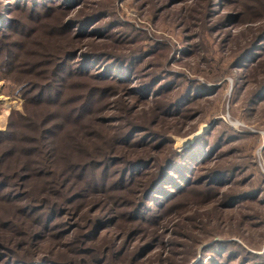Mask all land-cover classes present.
<instances>
[{
	"label": "trees",
	"instance_id": "obj_1",
	"mask_svg": "<svg viewBox=\"0 0 264 264\" xmlns=\"http://www.w3.org/2000/svg\"><path fill=\"white\" fill-rule=\"evenodd\" d=\"M132 1L151 22L175 10L172 30L192 34L175 47L152 40L112 0H0V80L22 99L0 130V264H144L174 245L161 224L189 194L220 195L228 209L264 202L260 187L235 188L241 162L222 164L256 133L218 117L181 149L167 135L194 129L184 127L220 89L170 61H210L213 43L229 57L218 75L233 77L232 99L248 115L264 104V76L249 78L264 63V0ZM140 104L149 123L128 113ZM199 254L193 264H264L234 240Z\"/></svg>",
	"mask_w": 264,
	"mask_h": 264
},
{
	"label": "rangeland",
	"instance_id": "obj_2",
	"mask_svg": "<svg viewBox=\"0 0 264 264\" xmlns=\"http://www.w3.org/2000/svg\"><path fill=\"white\" fill-rule=\"evenodd\" d=\"M112 3L115 5L114 11L118 18L133 24L136 29L145 32L152 40H167L175 47V45H182L183 36L192 34L188 31L182 35L179 33L180 31L172 30V22L177 15L175 10L161 13L157 16L156 21L151 22V13L147 10L148 8L146 10L139 9L138 2L112 0ZM177 8L179 7H175V9ZM186 10L189 12V8H186ZM260 22L261 20L257 21V23ZM255 26L258 28V25ZM233 29L236 34L239 31L237 35L239 41L235 47L229 46L231 49L228 48L230 51L227 53H231V58L234 53L241 50L238 47L243 46L250 36V29L248 30L245 24L234 26ZM253 31L256 32L257 29ZM210 43L211 41H207L206 45ZM211 48L216 55L210 61L193 59V62L188 60L178 62L176 57L170 61L171 69L184 73L190 78L194 77L201 82H205L209 78L210 81L205 83L220 85V89L215 98L201 101L202 103L195 109L198 112L196 115L201 113L199 117H202L203 120H190L189 126L185 125L184 127L186 129L195 126L194 129L186 134H175L167 131V135L173 140L172 147L181 149L206 131L211 126V121L218 117L240 131L256 133V136L245 138L243 140L245 142L236 143L237 145L235 144L236 146L233 147L236 152L233 153V156L230 155L224 160L222 164L229 165L238 161L241 162L246 168L240 177L245 176L247 180L244 185L239 184L235 188L244 186L260 187L263 189L262 195L259 197L261 199L264 197V177H262L264 176V104L259 105L256 111L251 114H246L243 105L236 100L234 101L231 97L233 77L231 75H218L220 70L226 67L225 64L229 57L220 54L216 43H213ZM170 52L171 49H169L167 57ZM162 58L163 55L159 56L158 59ZM188 62L190 63L188 64ZM257 69L253 71L255 75L252 72L250 73V82L253 81V78L258 80L264 76V63L260 64ZM224 80L226 83L223 84L222 81ZM18 89L19 86L11 85L9 80H0V130L5 129L9 113L12 110L22 108V99L17 92ZM231 101L232 103H230ZM131 109L128 112L131 118L149 123L146 115L149 112L145 110L147 109L145 105L140 104L131 107ZM154 127L157 128V126ZM216 195L207 199L205 195L198 194L195 191V193L189 194L180 200L172 211L165 216L161 224L162 228L170 229L165 239L174 245H169L158 255L150 253L152 256L144 264H193L200 257V248L215 240H234L241 244L243 248L262 253L264 251V202L254 200L244 203L242 207L228 209L220 203L221 196ZM108 234L115 235V232L110 229ZM45 244H47L48 249L51 247L50 242L47 241ZM192 253L193 256L190 257ZM207 258L206 255L203 258L204 261Z\"/></svg>",
	"mask_w": 264,
	"mask_h": 264
}]
</instances>
